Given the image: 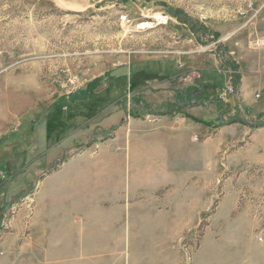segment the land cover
<instances>
[{
    "label": "rangeland",
    "instance_id": "rangeland-1",
    "mask_svg": "<svg viewBox=\"0 0 264 264\" xmlns=\"http://www.w3.org/2000/svg\"><path fill=\"white\" fill-rule=\"evenodd\" d=\"M0 264H264V0H0Z\"/></svg>",
    "mask_w": 264,
    "mask_h": 264
},
{
    "label": "crops",
    "instance_id": "crops-1",
    "mask_svg": "<svg viewBox=\"0 0 264 264\" xmlns=\"http://www.w3.org/2000/svg\"><path fill=\"white\" fill-rule=\"evenodd\" d=\"M225 45V44H224ZM228 53H229V50H228ZM229 55H230V53H229ZM233 59V58H232ZM234 60V59H233ZM237 62V61H236ZM237 64L239 65V63L237 62ZM190 72L192 71V70H189ZM221 71L223 72V74H225L227 77H228V79L231 77V74H230V72L229 71H225V70H222L221 69ZM239 72H240V65H239ZM242 74H241V72H240V76H241ZM210 81L211 82H213V80H211L210 79ZM216 83H218V82H213V84H214V86H215V84ZM219 84V83H218ZM167 93H169L168 91H163V92H161V94L160 95H158L157 97L159 98V97H162V98H164L165 97V99L166 98H168L167 100H171L169 97H171V94H167ZM142 97L143 98H146V100H149V101H151L152 99H153V97H152V95L151 94H149L148 92H145L144 90H142ZM204 97L207 99V101L208 102H212V100L214 99L213 97H208L207 95H205L204 94ZM78 105V104H77ZM128 107H130L129 105H128ZM98 112V111H97ZM97 112H95V113H97ZM192 114V113H191ZM120 116H119V113L118 112H115V113H111V114H108L107 115V117H106V120L108 121V120H112V121H114L115 119H118ZM45 120V119H44ZM133 124H136V125H138V123H136V122H134L133 121ZM131 126V125H130ZM136 127H138V126H136ZM129 128V127H128ZM139 128V127H138ZM30 133H33L32 131H34V129L32 130L31 128H30ZM35 131H36V134L37 135H39V137H40V135H41V137H42V139H43V141H49L50 139H51V137H53V135H49V134H47V133H44V132H40L39 131V129H35ZM39 131V132H38ZM129 131V130H128ZM24 133V134H23ZM29 134V133H28ZM27 134V132L25 131V132H22V134H20V137L21 138H18L19 140H18V144H20L21 146H27L28 145V143H29V138H28V135ZM25 141L27 142V143H25ZM31 143H33V139H31ZM17 144V145H18ZM26 156V155H25ZM78 156H79V154H77L76 156L74 155V157H72V159H70V160H68V162L66 163L67 165H68V163H72L73 161H75L77 158H78ZM23 159V158H22ZM38 176V174H36L35 175V177H37ZM36 193H38V191H36Z\"/></svg>",
    "mask_w": 264,
    "mask_h": 264
},
{
    "label": "trees",
    "instance_id": "trees-1",
    "mask_svg": "<svg viewBox=\"0 0 264 264\" xmlns=\"http://www.w3.org/2000/svg\"><path fill=\"white\" fill-rule=\"evenodd\" d=\"M213 35L216 36V38H214V40L217 41L218 37L220 36V33L217 32V31H213ZM220 49H221L222 53L224 52L223 50H225V49L227 50V48H226V46H224V44L217 43L216 52L220 51ZM222 59L223 60H222V64H221V69L230 72L231 77H232V83H234V84L238 83L239 80H240L239 65L229 55L227 57H223ZM192 87H196V84H194L193 86L189 85L188 88L189 89H193ZM188 97H189L190 100H194L196 103H201V102L204 103L205 102V99H204L205 97H204L203 94L200 97V96H196L193 92H190ZM63 115H65V114H63ZM63 115H61V117H64ZM60 125H61V123H60Z\"/></svg>",
    "mask_w": 264,
    "mask_h": 264
},
{
    "label": "built area",
    "instance_id": "built-area-1",
    "mask_svg": "<svg viewBox=\"0 0 264 264\" xmlns=\"http://www.w3.org/2000/svg\"><path fill=\"white\" fill-rule=\"evenodd\" d=\"M232 92L233 91V86L232 84L228 83L225 87L222 88V90L220 91V97L224 99V97H226V93L227 92Z\"/></svg>",
    "mask_w": 264,
    "mask_h": 264
}]
</instances>
